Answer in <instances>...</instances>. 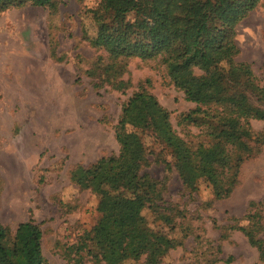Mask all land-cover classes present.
I'll return each instance as SVG.
<instances>
[{
  "label": "rangeland",
  "instance_id": "rangeland-1",
  "mask_svg": "<svg viewBox=\"0 0 264 264\" xmlns=\"http://www.w3.org/2000/svg\"><path fill=\"white\" fill-rule=\"evenodd\" d=\"M97 2L61 0L54 8L25 4L0 12V223L11 232L28 219L39 223L47 264H95L74 247L99 215L97 196L76 182V173L118 154L115 127L134 92L154 95L185 141L209 139L206 125L182 120L196 103L173 84L160 56L105 66L111 58L90 43L96 25L88 10ZM233 41L234 61L248 63L253 82L263 86L264 0L234 25ZM250 96L264 110V97ZM251 125L264 136V120L251 119ZM141 141L140 171L157 179L165 207L160 212L170 221L151 209L143 214L154 230L181 239L160 264H264L257 246L237 229L257 210L264 225V204L251 205L264 198V142L241 163L230 195L216 198L219 190L202 179L183 182L158 139L143 135ZM258 236L264 244V233Z\"/></svg>",
  "mask_w": 264,
  "mask_h": 264
},
{
  "label": "trees",
  "instance_id": "trees-1",
  "mask_svg": "<svg viewBox=\"0 0 264 264\" xmlns=\"http://www.w3.org/2000/svg\"><path fill=\"white\" fill-rule=\"evenodd\" d=\"M59 1L0 0V12L25 4L54 8ZM97 1L88 10L96 25L90 43L111 58L105 66L112 68L114 60L129 57L160 56L173 84L186 100L196 103L182 120L206 125L209 139L196 144L185 141L172 129L168 112L154 95L144 89L134 92L123 104L115 127L118 154L77 169L76 182L97 196L99 215L74 247L85 250L95 264H160L181 239L154 230L143 214L151 209L157 218L170 221L160 212L165 207L157 179L140 171L145 162L142 136L152 135L164 144L184 183L202 179L219 190L216 198L230 195L241 163L264 142L251 125V119L264 120V110L250 96L264 97V85L253 82L248 63L233 59L238 52L234 25L259 0ZM262 204L264 198L251 202L254 209ZM246 217L248 226L237 229L263 257V238L257 237L264 233L261 213L249 212ZM41 239L40 225L32 219L19 222L13 232L0 223V264H47Z\"/></svg>",
  "mask_w": 264,
  "mask_h": 264
}]
</instances>
